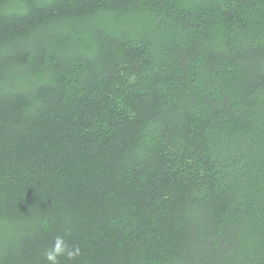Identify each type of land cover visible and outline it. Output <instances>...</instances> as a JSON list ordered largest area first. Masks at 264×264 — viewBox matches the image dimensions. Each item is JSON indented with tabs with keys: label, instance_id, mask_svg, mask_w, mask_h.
<instances>
[{
	"label": "trees",
	"instance_id": "trees-1",
	"mask_svg": "<svg viewBox=\"0 0 264 264\" xmlns=\"http://www.w3.org/2000/svg\"><path fill=\"white\" fill-rule=\"evenodd\" d=\"M0 264H264V0H0Z\"/></svg>",
	"mask_w": 264,
	"mask_h": 264
},
{
	"label": "clouds",
	"instance_id": "clouds-1",
	"mask_svg": "<svg viewBox=\"0 0 264 264\" xmlns=\"http://www.w3.org/2000/svg\"><path fill=\"white\" fill-rule=\"evenodd\" d=\"M49 259H51V257H49Z\"/></svg>",
	"mask_w": 264,
	"mask_h": 264
}]
</instances>
